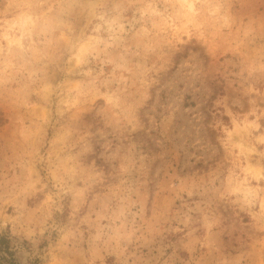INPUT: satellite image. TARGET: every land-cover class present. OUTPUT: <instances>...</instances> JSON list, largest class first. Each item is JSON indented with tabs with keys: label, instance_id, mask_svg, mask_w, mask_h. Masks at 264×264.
Instances as JSON below:
<instances>
[{
	"label": "rangeland",
	"instance_id": "rangeland-1",
	"mask_svg": "<svg viewBox=\"0 0 264 264\" xmlns=\"http://www.w3.org/2000/svg\"><path fill=\"white\" fill-rule=\"evenodd\" d=\"M2 237L21 264H264V0H0Z\"/></svg>",
	"mask_w": 264,
	"mask_h": 264
},
{
	"label": "trees",
	"instance_id": "trees-1",
	"mask_svg": "<svg viewBox=\"0 0 264 264\" xmlns=\"http://www.w3.org/2000/svg\"><path fill=\"white\" fill-rule=\"evenodd\" d=\"M0 249L4 250V254L0 257V264H21L15 257V252L11 251L8 241L5 237L0 239ZM34 264H38L37 262Z\"/></svg>",
	"mask_w": 264,
	"mask_h": 264
}]
</instances>
